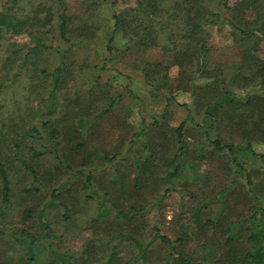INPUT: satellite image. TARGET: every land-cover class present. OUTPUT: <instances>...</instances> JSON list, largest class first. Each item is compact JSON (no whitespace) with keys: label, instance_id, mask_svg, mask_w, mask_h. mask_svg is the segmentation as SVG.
Here are the masks:
<instances>
[{"label":"trees","instance_id":"1","mask_svg":"<svg viewBox=\"0 0 264 264\" xmlns=\"http://www.w3.org/2000/svg\"><path fill=\"white\" fill-rule=\"evenodd\" d=\"M104 2L111 9L112 27H105ZM116 4L80 0L71 8L65 0H0V240L18 250L14 264H40L41 249L48 253L43 264H119L122 242L132 252L125 264L145 257L154 242L167 249L162 264H170L172 253L180 264H205L185 255L184 237L171 239L157 227L150 238L143 237L144 222L138 220L150 209L145 193L152 182L175 188L186 169L198 172L193 160L200 158L192 151L201 161V148L207 145L226 157L225 172L231 174L215 201L233 208L227 196L239 183L250 199L247 213L227 223L216 224L222 213L215 220L198 218L201 230L215 227L220 235L215 264H264V194L254 189L250 170L264 166V153L255 147L264 144V0H134L119 12ZM224 25L236 52L229 71L213 57L210 42L211 27ZM105 28L110 30L104 44L108 56L98 54L97 62L85 57L84 68L90 67L93 77L81 80L82 70L74 67L76 52L89 46L98 52L97 32ZM121 61L142 73V95L117 90L102 78V71ZM173 66L178 67L175 78L169 74ZM178 91L189 93L190 102H178ZM150 98V108H159L144 115ZM175 107L183 115L172 125ZM117 127L115 141L122 153L99 141ZM190 128L202 143L191 144ZM73 155L79 156L83 187L89 190L86 200H96L92 220L107 221L102 232L70 253L61 249L62 235L43 214L22 204L29 194L47 188L36 175L39 162L71 168L67 161ZM155 159L160 160V177ZM104 165L112 167L108 176L100 174ZM20 169L31 181L18 188ZM53 194L47 205L56 206ZM205 200L198 203L196 216ZM16 202L20 205L12 218ZM0 264L13 263L0 257Z\"/></svg>","mask_w":264,"mask_h":264},{"label":"rangeland","instance_id":"2","mask_svg":"<svg viewBox=\"0 0 264 264\" xmlns=\"http://www.w3.org/2000/svg\"><path fill=\"white\" fill-rule=\"evenodd\" d=\"M236 0H229L230 4H233ZM65 2L71 8L77 7L80 0H65ZM134 5V0H117L116 8L117 11H121L129 6ZM106 16V26L112 27L113 20L110 19L111 9L108 6V2H104L101 5ZM110 30H100L97 32V44L95 47L98 49L93 52V48L89 46L85 50H77L75 59V68L82 70L79 78H90L93 77V72L90 67L84 68L85 57H89L90 61H96V57L99 54L101 58L107 57L106 51L104 50V44L108 37ZM210 42L213 47L212 55L214 58H218L224 64L223 66L228 67L226 70H231L233 67L230 66L232 61L236 60V55L234 47L231 45V36L229 35L228 26L216 28L211 27ZM55 43V42H54ZM53 43V44H54ZM263 57H264V48ZM91 56H90V55ZM98 55V56H99ZM95 58V59H94ZM93 63V62H90ZM127 62H116L115 65L109 66L108 69L102 71V78L109 80L111 85L116 86L117 90H122L123 88H129L138 92L142 95L145 90V79L141 72L128 68ZM177 66L170 67L169 74L171 78H175L177 74ZM11 91V89H10ZM20 88L15 89L18 93ZM238 93H242L243 89H238ZM11 95L10 92H8ZM176 100L178 102H190L191 98L189 93L178 91L175 93ZM144 97V96H142ZM129 102L131 100L128 99ZM146 104H144L142 111L144 115H148V112L157 110L158 106H153L150 108L149 104L154 102L152 98L149 100L145 99ZM81 108V107H80ZM137 109V107H136ZM138 112V109H137ZM135 112V116L132 119L137 121L139 115ZM183 115V111L175 107L173 109V120L170 122L172 125H177L180 118ZM130 122V120H129ZM120 127L114 128L110 132L105 131V136H100L99 141L106 148L112 149L113 151L123 152L124 148L116 143V135L119 133ZM154 133V139L156 137ZM191 144L193 141L197 143H202L203 140L198 136V134L193 130L189 129L187 132ZM97 140L90 142V146L94 145ZM258 152L264 153V144H258L255 146ZM117 148V149H115ZM204 150L205 158L200 161L201 157L197 155L195 151H192L193 157L200 159H194L193 163L198 170L197 173L193 175L194 169H186L183 176L176 180L174 183L175 188L169 189V184L165 181H154L147 189L145 193L147 199L149 200V211L144 214L138 221L144 222L143 237L150 238L153 234V227H157L159 231L166 234L171 239L177 237H184L185 249L188 251L187 257L192 261H202L205 264H215V257L218 256L220 250L216 249V242L219 241L220 235L217 233L215 227L206 228V230H201L197 222L198 218L201 222L206 219L217 218L218 213H222L224 216L220 218V221H216V224H224L231 220L237 219L241 213H247L249 205V196H244V188L241 187L240 183L236 186V189L227 196V203L233 208L228 209L224 206H219V202L215 201L218 199V193L225 184L230 183L231 174L229 171L225 172V156L217 152H210V147L207 145L202 146ZM128 153L126 157L129 156ZM138 154L132 156V161ZM75 158L73 161H67L71 168H67L64 165L55 163L52 160H46L39 162L40 165L36 168V175L38 180H43V183L47 184V188L42 189L40 192L29 194L26 201L22 204L23 206H31L36 209V213H42V219L48 221L50 226L54 227V230L61 239V249L68 250L70 253L82 245L84 242L92 238L94 233L102 232V228L105 226L104 221H93L92 217L96 212V200H86L89 190L84 189V176L79 173L80 166H77L79 161L78 155H73ZM215 160L217 163L215 164ZM121 162V161H120ZM156 164L155 173L157 177L162 174L161 169L158 168L160 160H153ZM249 165V163H248ZM111 165H104L103 171H100L101 175L108 176L111 171ZM254 168V169H253ZM253 169V170H252ZM252 174V180L254 182V189L264 194V166L258 168L252 165L250 168ZM98 174V173H97ZM108 174V175H107ZM25 172L20 169L16 173L15 180L18 184V188L28 185L31 180ZM107 178H105L106 180ZM238 188V189H237ZM240 189V190H239ZM54 191L53 201L56 206L47 205L46 202L51 198V193ZM160 193L161 198L157 196ZM242 196V202L239 198ZM204 198V206L202 205L198 209L196 216V208L198 203ZM211 199V202H209ZM209 202V203H208ZM208 203V204H207ZM20 203L16 202L11 213V217L15 218L17 216L16 211L19 208ZM223 209V212H219ZM66 213V215H64ZM64 216L67 217V222H62ZM29 225H33L31 221L27 222ZM104 225V226H103ZM113 241H115L113 239ZM220 242V241H219ZM219 247V246H218ZM131 247L127 242H122L118 247V258L121 260L119 264H125L128 260L131 261ZM18 250L13 246L10 247L8 240H0V256L4 260H8L13 263L17 260ZM167 249L159 242H154L148 254L134 261V264H162V256L166 254ZM48 257L47 250L41 249L39 251V263L43 264ZM47 261V260H46ZM170 264H180L177 260V253H172Z\"/></svg>","mask_w":264,"mask_h":264}]
</instances>
